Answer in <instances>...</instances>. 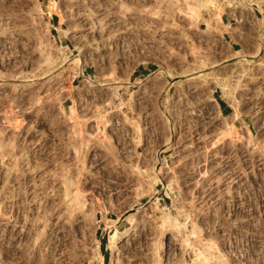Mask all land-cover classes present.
<instances>
[{
  "label": "rangeland",
  "instance_id": "rangeland-1",
  "mask_svg": "<svg viewBox=\"0 0 264 264\" xmlns=\"http://www.w3.org/2000/svg\"><path fill=\"white\" fill-rule=\"evenodd\" d=\"M101 255L264 264V0H0V264Z\"/></svg>",
  "mask_w": 264,
  "mask_h": 264
},
{
  "label": "bare ground",
  "instance_id": "bare-ground-1",
  "mask_svg": "<svg viewBox=\"0 0 264 264\" xmlns=\"http://www.w3.org/2000/svg\"><path fill=\"white\" fill-rule=\"evenodd\" d=\"M213 3V1H210V3ZM53 11H55V7H53V6H49V12L50 13H52ZM61 21H63L62 19H61ZM64 25V24H63ZM60 27H61V25H60ZM61 29V31H63V26L61 27V28H59V30ZM260 51V50H259ZM78 59H80L79 57H78ZM77 59V62H79V60ZM158 72V71H157ZM157 72H155L154 73V75L155 74H157ZM92 86L93 87H101L102 85L101 84H99V83H97V82H92ZM225 91H226V89H225ZM168 146V145H167ZM167 148H169V146L167 147ZM159 165H161V163H159ZM161 168V167H160ZM160 168H157L156 170H155V174H156V176L158 177L160 174H161V170H162V168L160 169ZM112 236V235H111ZM118 238V240H119V235L118 234H115V235H113L112 237H111V244H112V248L111 249H113V250H118L119 248H120V241H117L116 239ZM101 257H102V260H101V263H103L104 262V260H105V258H104V255H101Z\"/></svg>",
  "mask_w": 264,
  "mask_h": 264
},
{
  "label": "crops",
  "instance_id": "crops-1",
  "mask_svg": "<svg viewBox=\"0 0 264 264\" xmlns=\"http://www.w3.org/2000/svg\"><path fill=\"white\" fill-rule=\"evenodd\" d=\"M139 67H140V66H138L137 68L134 69V71H133V73H132V75H131V78H130V80H129L131 83H132L133 77L137 75ZM131 85H132V84H131ZM175 86H176V85L171 86V90H172ZM104 258H105L104 262H103V263H100V264H107V263H108V262H107V255H106Z\"/></svg>",
  "mask_w": 264,
  "mask_h": 264
},
{
  "label": "trees",
  "instance_id": "trees-1",
  "mask_svg": "<svg viewBox=\"0 0 264 264\" xmlns=\"http://www.w3.org/2000/svg\"><path fill=\"white\" fill-rule=\"evenodd\" d=\"M107 262H108V258H107Z\"/></svg>",
  "mask_w": 264,
  "mask_h": 264
}]
</instances>
